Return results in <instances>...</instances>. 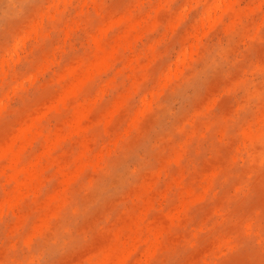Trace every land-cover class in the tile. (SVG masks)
Segmentation results:
<instances>
[{
	"label": "clouds",
	"instance_id": "9594fccd",
	"mask_svg": "<svg viewBox=\"0 0 264 264\" xmlns=\"http://www.w3.org/2000/svg\"><path fill=\"white\" fill-rule=\"evenodd\" d=\"M0 264H264V0H0Z\"/></svg>",
	"mask_w": 264,
	"mask_h": 264
}]
</instances>
